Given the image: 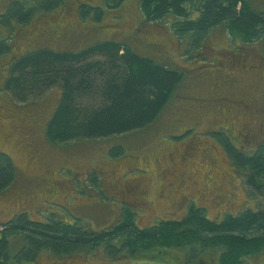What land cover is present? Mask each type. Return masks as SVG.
Listing matches in <instances>:
<instances>
[{"label": "rangeland", "instance_id": "374dc122", "mask_svg": "<svg viewBox=\"0 0 264 264\" xmlns=\"http://www.w3.org/2000/svg\"><path fill=\"white\" fill-rule=\"evenodd\" d=\"M17 1L20 0H0V50L3 44L12 49L9 55L0 54V153L10 157L16 172L11 191L0 195V222L24 212L36 218L43 217L44 213L54 215L63 222L68 218H80L94 230L107 227L116 220L120 203L100 197L102 194L85 182V189L70 187L82 181L91 170L98 174L101 170L104 172L106 185L101 184L104 195L114 194L112 197L117 201H135L136 208L142 210L138 209V226L143 228L160 219L181 218L190 202L198 201L207 209L211 220L244 208L263 207L264 198L260 192L244 183L243 177L230 165L225 149L218 146L222 138L219 128L231 134L236 129L247 130L245 136L252 141L251 145L257 148L263 144L260 143L264 140L263 45L235 46L222 30L216 34L213 31L208 36L207 47L217 51L211 63L217 67L197 69L200 60L188 62V58L184 59L183 54L174 49L180 43L170 40L167 32L160 33L153 27L157 33L154 36L155 33L148 31L149 24L140 25L143 21L138 11L139 0H122L119 9L104 16L100 27L89 20L80 22L77 5H70L71 1L46 17H35L31 27L28 24L34 41L26 47V33L14 34L17 25L3 20L9 5ZM253 2L264 10V0ZM98 3L100 5V0ZM112 24L118 32L109 28ZM103 41L125 42L140 57H151L157 62L164 59L170 61L171 67L193 70L181 90L184 98L170 105L153 130L105 140L48 144L45 130L50 114L58 105L60 91L52 89L41 97H30L27 102L12 99L3 90L8 63L40 49L76 52ZM149 44L159 54L154 53ZM181 50L185 53L184 48ZM205 57L206 60L211 58L209 54ZM92 98L83 100L84 108L100 107L102 99ZM221 123L226 125L220 127ZM184 127L193 128V131L180 132ZM214 128L218 130L209 133ZM177 129L180 133L172 134ZM199 134L209 135L211 141H190ZM113 147L122 148V154L110 157L109 150ZM145 156L149 157L147 163L143 161ZM121 175L126 177L122 179ZM136 177L139 181L134 184V191L129 188L124 195L119 194L122 186L132 187L128 178ZM258 181L264 187L260 178ZM51 191L59 192L60 199ZM11 252L13 256L15 250ZM154 253L119 261L106 259L101 250L92 255L71 257L41 254L36 264H182L185 260L184 255L176 251L166 255ZM217 258L218 254L206 253L200 264H218ZM244 264H264V251Z\"/></svg>", "mask_w": 264, "mask_h": 264}, {"label": "trees", "instance_id": "16d2710c", "mask_svg": "<svg viewBox=\"0 0 264 264\" xmlns=\"http://www.w3.org/2000/svg\"><path fill=\"white\" fill-rule=\"evenodd\" d=\"M121 1L100 0L99 5L98 0H28L27 3L20 0L9 5L3 20L17 25L14 34L26 33L28 47L34 41L28 24L31 27L35 17H46L70 2V5H77L80 22L89 20L100 27L104 16L115 11ZM138 11L143 21L140 25L149 24L148 31L155 33L154 36L157 33L153 27L160 33L167 32L170 40L180 43H176L180 46L174 49L181 52L184 59L188 58V62L200 60L197 69L217 67L211 64L217 51L207 47L208 36L213 31L222 30L235 46L263 45L264 52V10L253 0H139ZM109 28L119 31L113 24ZM3 46L0 54L9 55L12 49ZM150 48L158 52L151 45ZM205 54L211 56L210 60H206ZM98 57L101 61H93ZM7 67L6 78L2 77L5 78L3 90L12 99L27 102L30 97H41L52 89L60 91L58 105L50 114L45 130V140L52 145L105 140L155 129L170 105L184 98L181 90L194 73L191 69L171 67L170 61L164 59L157 62L151 57H140L128 44L119 41L96 42L76 52L40 49L16 58ZM92 97L102 99L100 107L84 108L83 100ZM184 130L187 134L193 128L184 127L180 132ZM217 130L211 129L209 133ZM219 131L222 138L218 146L225 149L234 171L264 198V187L258 181L260 178L261 183L264 182V140L260 142L263 147L256 148L250 144L252 141L245 142V135L238 137L236 131L231 134L221 128ZM180 132L177 129L172 134ZM200 135L190 141H211L209 135ZM122 152V148L113 147L109 156L117 157ZM148 160V156L143 157L146 163ZM15 177L10 157L0 153V195L11 191ZM103 179L102 170L100 174L91 170L83 182L70 187L85 189V182L101 193L100 197L120 203L115 221L94 230L80 218H68L67 223L45 213L40 218L32 216L34 219L28 213H17L0 222V264H36L41 254L71 257L92 255L100 250L106 259L113 261L139 259L146 253L166 255L176 251L185 257L182 264H200L206 253L218 254V264H244L264 251V205L256 210L251 207L235 214L225 213L211 220L207 209L198 201L190 202L181 218L160 219L143 228L138 226V209H141L133 202L115 200L114 194L104 195ZM51 193L57 198L60 196L59 192ZM12 250H15L13 256Z\"/></svg>", "mask_w": 264, "mask_h": 264}, {"label": "flooded vegetation", "instance_id": "af4514ba", "mask_svg": "<svg viewBox=\"0 0 264 264\" xmlns=\"http://www.w3.org/2000/svg\"><path fill=\"white\" fill-rule=\"evenodd\" d=\"M5 1H7V0H5ZM236 131V135L239 137V136H242V135H246L248 132H247V130H245V132H243V129L241 130V129H236V130H234L233 132H235ZM245 138H246V141L245 142H247V143H249L251 140L247 137V136H245ZM261 142V141H260ZM129 180H131L132 181V184L129 182ZM127 182H129L130 184H131V186L132 187H129V186H127V184H126V186L125 187H121L120 189H119V194H122V195H124L125 194V189H129V188H131L133 191H134V184H136L137 182L136 181H139V178L138 177H136V178H132V179H129ZM127 182H125V183H127ZM124 183V184H125ZM123 184V185H124ZM131 195H137L136 193H134V194H132V193H130ZM140 199H143V198H140ZM137 200H139V199H137ZM129 202H131L132 203V201H129ZM133 203H135V201H133Z\"/></svg>", "mask_w": 264, "mask_h": 264}]
</instances>
